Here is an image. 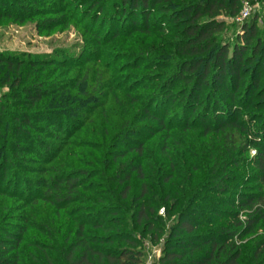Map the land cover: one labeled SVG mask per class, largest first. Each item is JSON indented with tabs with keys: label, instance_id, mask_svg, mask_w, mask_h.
<instances>
[{
	"label": "trees",
	"instance_id": "trees-1",
	"mask_svg": "<svg viewBox=\"0 0 264 264\" xmlns=\"http://www.w3.org/2000/svg\"><path fill=\"white\" fill-rule=\"evenodd\" d=\"M241 2L0 0V20L36 19L40 32L72 22L89 38L77 55L0 52V88L9 89L0 97V264H142L141 238L164 233L160 207L173 219L158 264H264V22L255 14L230 44L218 19L237 15ZM119 37L129 50L117 51ZM87 63L102 71L79 76ZM117 92L139 113L93 123L101 100ZM250 108L262 113L249 133L240 118ZM195 127L198 139L213 134L221 144L203 142L199 154L185 141L188 158L175 159L172 132ZM160 132L163 153L144 168L119 162L145 157ZM238 155L251 168L243 175ZM84 159L88 169L74 168ZM190 160L206 175L200 186ZM132 177L138 191L129 199ZM38 201L68 221L55 213L44 242L25 253V212Z\"/></svg>",
	"mask_w": 264,
	"mask_h": 264
},
{
	"label": "rangeland",
	"instance_id": "rangeland-1",
	"mask_svg": "<svg viewBox=\"0 0 264 264\" xmlns=\"http://www.w3.org/2000/svg\"><path fill=\"white\" fill-rule=\"evenodd\" d=\"M50 6H47V8ZM244 8L248 9L249 17L245 19H240V14L243 11ZM14 11V8H13ZM19 12V11H18ZM17 12V13H18ZM30 13H28L29 15ZM258 15L257 19V25L261 28H263V22H264V4H262L259 1L256 0H242L241 6L239 9V12L234 17H228L224 13L218 17L219 20L224 21L227 24V30L223 34V38L225 41L229 42L230 44H233L235 40V35L240 33V25L243 23H250L254 15ZM140 20V19H139ZM137 20V21H139ZM205 18H203L201 21H204ZM97 25V24H96ZM105 29H107V24H105ZM121 25V24H120ZM120 30L122 28L118 27ZM103 33L101 34V36ZM141 35L139 34H133L131 35V38L134 39H141ZM144 38V37H143ZM89 40L88 35H86L84 32L80 30L79 27H75L72 22H68V26L66 28L58 27L53 30L48 31H38L36 29V19H25L23 22H17L13 21L11 19H2L0 20V52L2 53H15L18 54L21 57L26 58L27 56L31 55H38V56H45V55H53L56 51L58 52H65L71 54H76L80 52V49L86 45V40ZM118 48L117 51L124 52L129 50V44L123 42V38H118ZM150 38L148 39L149 42ZM147 42V43H148ZM131 47V46H130ZM66 52V53H67ZM120 63V62H119ZM119 63L117 65H119ZM100 64H92L87 63L84 65L83 68L78 69L79 76L82 77V74L84 72H87L89 75L91 73H94L95 71H102L100 70ZM127 72V71H126ZM123 72V73H126ZM73 73V72H71ZM108 74V72H107ZM76 75V73H74ZM3 77V74L0 76ZM7 87H1L0 88V97L8 92ZM141 90H137L136 93H139ZM148 94L147 91L141 92ZM109 96V97H108ZM143 98V96H141ZM103 103V107L100 109H97L96 112H93L91 117L93 118V123L95 124H104V122H110L112 124H119L122 121H125L126 119H131L135 114H138L141 108H139V105L133 107L128 104V100L124 97L123 93L117 92L114 93L113 96L109 95L104 98V100H101ZM259 100H255L254 103H257ZM260 110L256 108H250L249 110H245L241 112V120H243L244 126L247 127V131L250 133L255 129V127L258 125V122L255 120L256 116L262 112H259ZM152 127H155L154 124H151ZM91 126L90 123L87 124L86 128ZM176 135L175 140L176 144L173 148L172 154L175 159H179L180 157H186L183 154L182 149V143L185 141L191 142V146L193 147V151H197L199 154L201 151H198L196 147L203 145L201 147L204 148L205 145L203 142H206L208 144L213 143V146H218L221 143V140H218V137H214L213 134L208 135L205 139H198V134L200 133V129L195 127V130L193 132H188L185 134H182L179 130H174L172 132ZM165 132H160V134L156 135L149 141L145 146V152L143 158H137L133 153L128 154L123 158L122 161L127 162H134V163H140L141 166L144 168L146 165H148L152 160L156 159L155 156L161 155L163 153V142L165 140ZM185 135V136H183ZM231 140H235L238 142V135L231 133ZM79 141L82 140L81 136L78 137ZM87 139V138H85ZM70 149V148H69ZM77 151V150H76ZM255 149L253 147L248 148L247 156L248 159H250L253 154L255 153ZM158 155V156H159ZM240 161V166L238 167L237 174H244L246 171L248 172L251 168H249L246 163L247 160H245V156H237ZM201 158V155H200ZM140 159V160H139ZM150 159V160H148ZM60 159L53 161V166H57ZM65 160L74 162L77 159L67 158ZM87 159L82 160L81 164L75 163L73 164L74 168H80V169H88L86 166ZM246 161V162H245ZM245 163V164H244ZM191 167L193 169H196L197 171L193 170V178H195L196 185L200 186L201 183H204L206 180V175L204 174V171L200 166L197 164V161L190 160ZM131 179V193L129 196V199L133 197V195L137 194L138 191V184L135 179ZM172 182V180H171ZM181 185V182L174 181L173 187L175 189L179 188ZM5 203L8 204V206L13 205V200L5 199ZM163 211V212H162ZM57 213L61 217H65V223L67 220V215L60 210L59 212H55L54 207L46 204L44 202L38 201L33 207L27 208L25 214L27 215V229L26 232L23 235V241L21 244V249L25 251V253H31L36 252V249L34 248V245L36 243H42L44 242V237L48 234V230L45 229V227H55L54 219L56 216L54 214ZM158 215L162 217L163 223H164V233L162 236L159 237L158 241L153 242L151 241V236L147 235L141 238V252H142V264H158L159 257L161 255L162 251V245L164 242L165 235L167 234V228L169 224L171 223L173 216L170 218L166 217L165 211L163 207H160L158 210ZM47 223V225L45 224ZM68 225H63V231L68 228ZM139 234V233H138ZM28 260V256L26 258Z\"/></svg>",
	"mask_w": 264,
	"mask_h": 264
},
{
	"label": "built area",
	"instance_id": "built-area-1",
	"mask_svg": "<svg viewBox=\"0 0 264 264\" xmlns=\"http://www.w3.org/2000/svg\"><path fill=\"white\" fill-rule=\"evenodd\" d=\"M247 17H249L248 9L247 8H244L243 11L240 14V19H245Z\"/></svg>",
	"mask_w": 264,
	"mask_h": 264
}]
</instances>
